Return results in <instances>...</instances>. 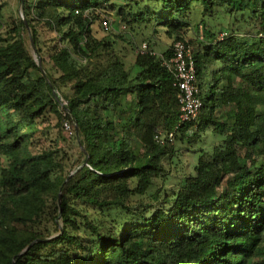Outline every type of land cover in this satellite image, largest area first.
Listing matches in <instances>:
<instances>
[{
  "label": "trees",
  "instance_id": "trees-1",
  "mask_svg": "<svg viewBox=\"0 0 264 264\" xmlns=\"http://www.w3.org/2000/svg\"><path fill=\"white\" fill-rule=\"evenodd\" d=\"M21 5L0 33V264H264V0ZM111 15L123 31L95 36ZM159 31L193 45L202 101L164 144L155 135L178 121L172 44L131 64L118 47ZM51 118L76 133L46 144ZM208 129L219 141L198 148ZM193 149V173L168 188Z\"/></svg>",
  "mask_w": 264,
  "mask_h": 264
},
{
  "label": "rangeland",
  "instance_id": "rangeland-1",
  "mask_svg": "<svg viewBox=\"0 0 264 264\" xmlns=\"http://www.w3.org/2000/svg\"><path fill=\"white\" fill-rule=\"evenodd\" d=\"M0 7H1V13H2V26L0 28V33H5V27H7V22H10V20L13 17H22L23 15V9L21 5V0H0ZM193 18L191 21H196L201 18V13L197 10L194 11ZM109 21L111 27H114L118 30H122L120 28L118 21L114 18V16H109ZM209 26L214 29L218 30L219 29H224L225 27V22L220 21V20H208ZM41 30V38L43 40H51V38L54 36L53 32L50 30H47L45 28L40 29ZM92 31L95 34V36L101 38L106 36L107 30L103 29L100 23L94 22L92 24ZM134 35V32H132ZM221 34V32H219ZM242 35H244V32H242ZM132 37V36H131ZM187 40H190L189 37H187ZM135 44H134V49H132L131 45L125 42H120L118 43V47L122 48L126 52V62L128 64H131L133 59H134V54L136 51L139 50V48L142 46V44H147V48L149 50H152V52H155L156 54H161L170 44H172V40L167 38L166 35L162 32L159 31L156 34H142L137 36L136 39H134ZM48 44H52V41H50ZM193 47V45H191ZM50 52V50H49ZM31 53L34 56V58L39 59V55L35 51V49L31 46ZM45 59L47 60L48 54H46ZM41 60V58H40ZM56 121L54 118L50 119L49 123H46L45 126L48 129V138L45 140V143L48 145L53 146L54 144L57 143L58 140V134L61 133L65 136H69V132L67 130L61 127L56 126ZM192 130L188 131V134H192ZM201 141L196 143L195 145L200 148V147H207V149H212L215 143L219 141V136L214 135L210 129H208L200 138ZM180 140H176L175 144L178 146L180 144ZM185 144V143H184ZM182 144V145H184ZM202 145V146H201ZM199 149H196L193 151L188 152L187 150H183L179 159V164L177 165V170L173 169L172 174L170 176L169 181L167 182L168 188H171L178 182V180L187 174L193 173L194 166L196 165L198 156H199Z\"/></svg>",
  "mask_w": 264,
  "mask_h": 264
},
{
  "label": "built area",
  "instance_id": "built-area-1",
  "mask_svg": "<svg viewBox=\"0 0 264 264\" xmlns=\"http://www.w3.org/2000/svg\"><path fill=\"white\" fill-rule=\"evenodd\" d=\"M101 26L108 30L111 28L109 18L101 19ZM225 33H221L220 37ZM173 52L168 59L163 60V64L169 69L174 77V86L177 88L178 101V121L175 129L161 135L157 133L155 139L160 144L172 142L175 130L182 124L193 121L197 118L202 101L199 96V87L195 68V59L192 47L185 40H175L172 43ZM149 49L147 44H142L138 52L146 53ZM63 100V98H61ZM64 129L73 135L71 125L64 122Z\"/></svg>",
  "mask_w": 264,
  "mask_h": 264
},
{
  "label": "water",
  "instance_id": "water-1",
  "mask_svg": "<svg viewBox=\"0 0 264 264\" xmlns=\"http://www.w3.org/2000/svg\"><path fill=\"white\" fill-rule=\"evenodd\" d=\"M23 17V16H22ZM31 46L33 47V42L31 41ZM34 48V47H33ZM34 57V56H33ZM34 60L36 61V59L34 58ZM36 63H37V65L40 67V68H42V66H41V60H40V58L39 59H37V61H36ZM62 97H60V104H61V106H62V108H66V106H67V102L63 99H61ZM76 132H75V130H74V132H73V134H75Z\"/></svg>",
  "mask_w": 264,
  "mask_h": 264
}]
</instances>
